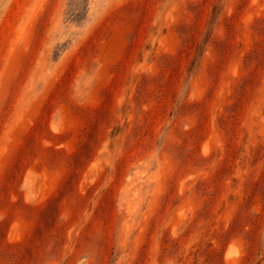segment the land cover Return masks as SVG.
Masks as SVG:
<instances>
[{"label":"rangeland","instance_id":"374dc122","mask_svg":"<svg viewBox=\"0 0 264 264\" xmlns=\"http://www.w3.org/2000/svg\"><path fill=\"white\" fill-rule=\"evenodd\" d=\"M0 264H264V0H0Z\"/></svg>","mask_w":264,"mask_h":264},{"label":"bare ground","instance_id":"6f19581e","mask_svg":"<svg viewBox=\"0 0 264 264\" xmlns=\"http://www.w3.org/2000/svg\"><path fill=\"white\" fill-rule=\"evenodd\" d=\"M231 250H232V249H231ZM228 252H229V251L227 250V252H226V254H225L226 256H227V253H228ZM230 253L232 254V252H230ZM233 253H234V252H233ZM227 258H228V257H227Z\"/></svg>","mask_w":264,"mask_h":264}]
</instances>
